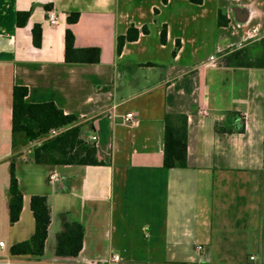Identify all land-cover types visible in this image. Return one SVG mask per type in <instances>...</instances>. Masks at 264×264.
Instances as JSON below:
<instances>
[{
    "label": "crops",
    "instance_id": "crops-1",
    "mask_svg": "<svg viewBox=\"0 0 264 264\" xmlns=\"http://www.w3.org/2000/svg\"><path fill=\"white\" fill-rule=\"evenodd\" d=\"M68 28L76 47L100 49L99 62H66ZM130 28L137 37L118 51ZM261 39L264 0H0V264H264V68L222 63ZM15 86L29 103L76 115L104 163L38 164L26 146L16 154ZM170 113L188 117L184 168L163 163ZM14 156L23 207L11 224ZM33 195L50 205L44 255H12L34 233ZM65 220L83 227L76 256L55 252Z\"/></svg>",
    "mask_w": 264,
    "mask_h": 264
},
{
    "label": "trees",
    "instance_id": "trees-1",
    "mask_svg": "<svg viewBox=\"0 0 264 264\" xmlns=\"http://www.w3.org/2000/svg\"><path fill=\"white\" fill-rule=\"evenodd\" d=\"M201 4L203 0H189ZM51 8V5L48 6ZM30 11L17 14V23L24 26ZM79 13L69 14L68 23L78 20ZM138 31L130 28L127 35L118 37V51L126 40L137 37ZM33 44H42V28L35 24L32 29ZM101 51L98 47L78 48L75 36L68 28L65 33V60L68 63H97ZM222 63L232 67L264 68V39L231 51L222 58ZM28 88L15 86L13 90L12 132L14 150L24 147L29 141L36 140L49 132L51 128H63L58 135L34 146L31 160L38 164H103L98 158L96 144L81 136V124L78 117L66 114L53 101L29 103L26 101ZM231 130V129H230ZM244 128H240L243 131ZM21 138V139H20ZM188 117L185 114H167L165 117V139L163 163L167 168L187 167ZM15 156L10 163V188L8 199L9 221H18L23 207V193L20 188L15 167ZM30 208L35 219V230L29 239L17 242L10 248L12 255H28L40 258L44 255L48 228L51 222L50 205L44 195H33ZM82 225L65 220L63 229L56 237L58 256H76L83 245Z\"/></svg>",
    "mask_w": 264,
    "mask_h": 264
},
{
    "label": "built area",
    "instance_id": "built-area-1",
    "mask_svg": "<svg viewBox=\"0 0 264 264\" xmlns=\"http://www.w3.org/2000/svg\"><path fill=\"white\" fill-rule=\"evenodd\" d=\"M48 19H49V21H50L51 24H54L55 25V24L58 23V16L53 11L48 12ZM210 61L214 62L215 61V57L214 56H211L210 57ZM125 121L127 123H129V124H133L134 121H135V114H134V112L127 113L125 115ZM62 131H63V128H55V127L54 128H51L48 133H46L45 135L41 136L40 138H38L36 140L29 141L28 142V145L31 148H33L36 145H40L44 140L49 139V138H52V137L58 135ZM96 138H97L96 136H93L91 138V140H96ZM54 178H56V176L54 174H51L50 175V179H54ZM4 245H5L4 241H1L0 242V246L3 247ZM119 259L120 258H119L118 255H113L112 256V261L114 263H117L119 261ZM250 259L251 260H254L255 259V256L254 255L250 256Z\"/></svg>",
    "mask_w": 264,
    "mask_h": 264
},
{
    "label": "rangeland",
    "instance_id": "rangeland-1",
    "mask_svg": "<svg viewBox=\"0 0 264 264\" xmlns=\"http://www.w3.org/2000/svg\"><path fill=\"white\" fill-rule=\"evenodd\" d=\"M28 148L31 149V147L27 144V145H26V149H28ZM15 152H16V154H20V148L17 147L16 150H15ZM31 153H32V149H31L30 152H28V151L26 150L25 153H24L25 158L31 157ZM21 155H22V154H21Z\"/></svg>",
    "mask_w": 264,
    "mask_h": 264
}]
</instances>
